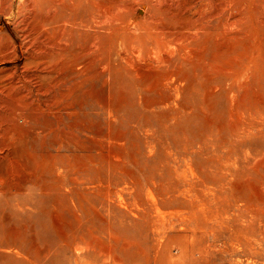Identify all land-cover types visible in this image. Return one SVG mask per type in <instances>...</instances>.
Instances as JSON below:
<instances>
[{"label": "rangeland", "instance_id": "1", "mask_svg": "<svg viewBox=\"0 0 264 264\" xmlns=\"http://www.w3.org/2000/svg\"><path fill=\"white\" fill-rule=\"evenodd\" d=\"M223 1L141 2L172 7L177 31L196 33L192 47L218 55L205 70L184 64L178 93L147 90L144 69L83 67L56 89L40 129L20 119V139L0 136V264H199L205 241L212 263L264 264V16H223Z\"/></svg>", "mask_w": 264, "mask_h": 264}, {"label": "bare ground", "instance_id": "2", "mask_svg": "<svg viewBox=\"0 0 264 264\" xmlns=\"http://www.w3.org/2000/svg\"><path fill=\"white\" fill-rule=\"evenodd\" d=\"M24 1L15 11L14 0H0V15L9 14L14 20L13 30L5 31L1 21L5 16H0V65L13 64L0 70L7 74L1 93L9 96L6 101L9 111L0 119V136H5V145L25 133L23 126H17L20 119H31L34 129H40L42 125L37 120L41 112L51 109L54 99L59 101L56 89L66 84L71 73L79 75L83 67H127L137 76L147 73L144 69L150 73L149 80L144 82L147 90L173 83L171 96L181 89L180 70L184 64H201L205 70L218 60V55L205 60L192 47L196 33L177 31L174 21L177 11H171L172 7L168 11L158 8L161 13L157 14L151 8L143 10V0H135L133 5L127 0ZM210 1L195 0V3L202 9L210 6ZM226 8L232 9L230 16H264V0H225L219 5L223 16ZM227 27L228 19L226 23L218 21L214 34L225 33ZM238 33L243 36L241 39L245 38L249 27ZM247 49L255 51L254 41L247 44ZM249 70L250 65L245 72L241 71L238 81ZM163 89L160 96L166 99L168 93L164 94ZM59 95L64 97L61 92ZM4 125L8 126L6 130ZM213 250V244L200 243L199 264H215L209 257ZM245 252L253 253V246L247 244Z\"/></svg>", "mask_w": 264, "mask_h": 264}]
</instances>
